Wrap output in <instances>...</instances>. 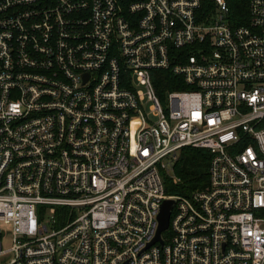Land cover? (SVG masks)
Here are the masks:
<instances>
[{"label":"built area","instance_id":"obj_1","mask_svg":"<svg viewBox=\"0 0 264 264\" xmlns=\"http://www.w3.org/2000/svg\"><path fill=\"white\" fill-rule=\"evenodd\" d=\"M237 22L228 0H0V264H264V0ZM183 147L208 182L166 194Z\"/></svg>","mask_w":264,"mask_h":264},{"label":"trees","instance_id":"obj_2","mask_svg":"<svg viewBox=\"0 0 264 264\" xmlns=\"http://www.w3.org/2000/svg\"><path fill=\"white\" fill-rule=\"evenodd\" d=\"M209 4L211 0H204ZM231 10L238 17V22H245L247 19L248 0H228ZM158 76L155 80V88L158 94L166 90H175L184 88L172 82L177 76L169 71L155 70L153 72ZM210 159V153L203 148L183 147L180 150L177 161L174 164V174L178 181L166 182L164 192L166 194L189 195L194 190L203 188L208 182L207 166Z\"/></svg>","mask_w":264,"mask_h":264},{"label":"water","instance_id":"obj_3","mask_svg":"<svg viewBox=\"0 0 264 264\" xmlns=\"http://www.w3.org/2000/svg\"><path fill=\"white\" fill-rule=\"evenodd\" d=\"M172 205H173L172 199H165L162 201L160 211H159V214L157 217L158 228H157L155 238L153 239L152 242H154L156 240L161 242L160 234L162 231L166 230V228L168 227L170 211H171Z\"/></svg>","mask_w":264,"mask_h":264},{"label":"rangeland","instance_id":"obj_4","mask_svg":"<svg viewBox=\"0 0 264 264\" xmlns=\"http://www.w3.org/2000/svg\"><path fill=\"white\" fill-rule=\"evenodd\" d=\"M167 168H169L168 174L174 173V171H172L170 167H167ZM161 176L164 178L165 183L170 182L171 179L167 176L166 171L161 172ZM0 239H1L3 249H8L11 246L12 242H11V237H10V229L7 225L1 227Z\"/></svg>","mask_w":264,"mask_h":264}]
</instances>
